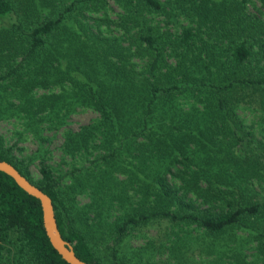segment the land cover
<instances>
[{
	"label": "trees",
	"instance_id": "16d2710c",
	"mask_svg": "<svg viewBox=\"0 0 264 264\" xmlns=\"http://www.w3.org/2000/svg\"><path fill=\"white\" fill-rule=\"evenodd\" d=\"M77 108L97 117L70 128ZM1 121L19 127L0 160L83 261H181L209 238L234 242L217 261L264 264V0H0ZM0 264H68L2 171Z\"/></svg>",
	"mask_w": 264,
	"mask_h": 264
},
{
	"label": "rangeland",
	"instance_id": "374dc122",
	"mask_svg": "<svg viewBox=\"0 0 264 264\" xmlns=\"http://www.w3.org/2000/svg\"><path fill=\"white\" fill-rule=\"evenodd\" d=\"M115 7V6H114ZM115 9H117L115 7ZM118 11V10H115ZM113 17H115L114 14H112ZM248 113L244 114V117L247 121V123L252 124L254 127H258V119L261 116L260 111H256L257 113L253 112L250 113V111H247ZM97 117V113L94 112L92 109L89 108H77L76 112H74L69 120V127L73 129H77L80 125L88 123L91 121L93 118ZM254 123V124H253ZM19 126H15L13 123L10 121H1L0 122V132L5 136L6 140L9 142H12L14 140V135H15V129H17ZM50 137V136H49ZM62 141V135L61 133H57L55 136L51 137V141L49 142V145L47 146V151L45 149V152L47 156L46 161L49 164L52 165H57V163L60 161V151L58 149L60 143ZM23 146H25V152L31 153L36 150L37 145L36 142L32 139L21 142ZM46 146V145H45ZM31 173L35 178H38L39 176V171H38V161L36 160L34 164L31 165L30 167ZM144 230L147 231V229H142V232ZM148 236H154L155 235V229L149 230ZM131 239V240H130ZM128 244L132 245L133 247H138L140 245H143L145 243V237L139 238V237H134L132 236L130 238ZM229 242L230 246L234 245V242L230 240H223V241H217L215 244L213 240L209 238H200L197 242L193 243V247L190 250H187L183 256H185V259H174L172 257H169L167 251L165 255L162 257L164 259L163 263L161 264H181L182 261H184V264H228L229 260L227 257L228 256H221L222 259L220 261L215 260V256L217 254H220L221 251H225L229 249L225 246V244ZM209 250H213L212 252H209ZM246 252H250L247 250ZM182 256V258H183Z\"/></svg>",
	"mask_w": 264,
	"mask_h": 264
},
{
	"label": "water",
	"instance_id": "95a60500",
	"mask_svg": "<svg viewBox=\"0 0 264 264\" xmlns=\"http://www.w3.org/2000/svg\"><path fill=\"white\" fill-rule=\"evenodd\" d=\"M0 171L9 175L21 189L39 201L45 234L60 257L68 264H89L80 259L75 254L73 246L62 238L56 222L51 198L31 183L9 162L0 160Z\"/></svg>",
	"mask_w": 264,
	"mask_h": 264
}]
</instances>
